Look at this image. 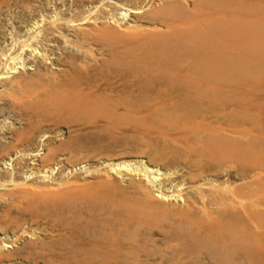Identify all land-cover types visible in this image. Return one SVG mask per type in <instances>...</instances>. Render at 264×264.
I'll return each instance as SVG.
<instances>
[{
    "label": "bare ground",
    "instance_id": "obj_1",
    "mask_svg": "<svg viewBox=\"0 0 264 264\" xmlns=\"http://www.w3.org/2000/svg\"><path fill=\"white\" fill-rule=\"evenodd\" d=\"M12 1L0 264H264V0Z\"/></svg>",
    "mask_w": 264,
    "mask_h": 264
},
{
    "label": "rangeland",
    "instance_id": "obj_2",
    "mask_svg": "<svg viewBox=\"0 0 264 264\" xmlns=\"http://www.w3.org/2000/svg\"><path fill=\"white\" fill-rule=\"evenodd\" d=\"M12 2L13 1L10 0V4H12ZM35 4L38 5L37 2ZM50 5L53 8L52 3L49 4V6ZM0 6L2 7L0 9L2 13L0 14V36H4V38L6 37V39L7 37L9 38L10 34L8 33L13 32L14 29H17L18 33H21V32L23 33L25 29L23 27L24 23L21 21H18V19L16 18L17 11H19L18 7H14L12 5L10 8H8L7 6H4L2 4ZM236 73H240V72L238 71ZM248 77L251 82L247 84L246 89H242L237 92L234 101L237 102V104L239 105L246 103L245 105L248 108L247 116L251 120L250 125H249L250 130H252L253 134H259V135L264 136V66L262 68H257L255 70H252L249 73ZM7 115L8 114L6 113L3 116H7ZM3 116H0V119H2ZM87 162H86V165L93 166L95 164L94 160L87 161ZM2 170H4V168L0 167V172H2ZM77 172L78 174L80 172L81 174L80 176L82 177L86 175V173L83 172L82 168L81 170L77 169ZM40 232H41L40 235L42 236L44 232L42 231ZM161 264H167V262H163ZM168 264H174V263H168Z\"/></svg>",
    "mask_w": 264,
    "mask_h": 264
}]
</instances>
